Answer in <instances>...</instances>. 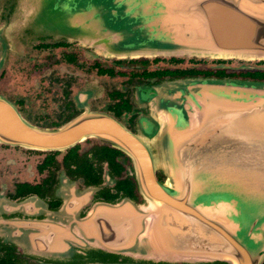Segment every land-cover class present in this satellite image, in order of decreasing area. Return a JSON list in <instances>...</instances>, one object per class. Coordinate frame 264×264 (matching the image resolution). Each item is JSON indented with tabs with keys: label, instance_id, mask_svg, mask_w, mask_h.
I'll return each mask as SVG.
<instances>
[{
	"label": "water",
	"instance_id": "1",
	"mask_svg": "<svg viewBox=\"0 0 264 264\" xmlns=\"http://www.w3.org/2000/svg\"><path fill=\"white\" fill-rule=\"evenodd\" d=\"M39 7L43 29L103 54L264 60V0H41ZM140 102L148 112L138 133L111 121L107 136L132 157L142 204H107V232H48L53 247L126 259L78 264H260L264 80L173 77L151 85ZM79 128L31 133L0 97V141L65 145Z\"/></svg>",
	"mask_w": 264,
	"mask_h": 264
},
{
	"label": "flooded vegetation",
	"instance_id": "2",
	"mask_svg": "<svg viewBox=\"0 0 264 264\" xmlns=\"http://www.w3.org/2000/svg\"><path fill=\"white\" fill-rule=\"evenodd\" d=\"M21 52L9 54L0 69L3 99L31 133L58 134L76 124L80 134L65 145L54 139L45 147L0 141V264L124 260L109 259L106 250L97 248L56 249L48 235L107 232V204L143 201L132 157L107 136L111 121L137 134L139 118L148 112L140 96L163 79L264 80L218 66H236L234 59L103 54L77 40L36 42ZM250 61L264 67V60ZM252 71L264 74L263 69ZM153 178L164 180L159 170Z\"/></svg>",
	"mask_w": 264,
	"mask_h": 264
},
{
	"label": "rangeland",
	"instance_id": "3",
	"mask_svg": "<svg viewBox=\"0 0 264 264\" xmlns=\"http://www.w3.org/2000/svg\"><path fill=\"white\" fill-rule=\"evenodd\" d=\"M40 1L41 0H0V69L4 66L6 59L13 56L9 54L23 53L21 52L23 49L36 42L74 41L67 40L65 36L55 32L45 30L36 22L35 16L38 15L41 9L39 7ZM237 62L238 64H236V66L227 64L218 66L225 65L226 67H223L224 69L234 72L252 71L253 69L264 70V67H257L253 65L251 61L236 60V63ZM246 66L252 67L250 69L238 68ZM0 86H4V82L1 81ZM0 91H3V88L0 89ZM0 97L4 98L2 92H0ZM142 202L139 203V205L142 204ZM124 261H126V259H124Z\"/></svg>",
	"mask_w": 264,
	"mask_h": 264
},
{
	"label": "trees",
	"instance_id": "4",
	"mask_svg": "<svg viewBox=\"0 0 264 264\" xmlns=\"http://www.w3.org/2000/svg\"><path fill=\"white\" fill-rule=\"evenodd\" d=\"M220 72H224V71H220ZM243 74L249 75V76H251V75H253V76H264V74L260 71H245V72H243ZM207 77H210V76H207ZM112 256L113 255H111V254H107V258H109V259H113ZM207 264H224V263L213 262V263H207ZM263 264H264V262H263Z\"/></svg>",
	"mask_w": 264,
	"mask_h": 264
}]
</instances>
